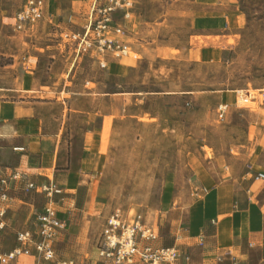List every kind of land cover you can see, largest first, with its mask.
I'll return each mask as SVG.
<instances>
[{
    "label": "rangeland",
    "instance_id": "1",
    "mask_svg": "<svg viewBox=\"0 0 264 264\" xmlns=\"http://www.w3.org/2000/svg\"><path fill=\"white\" fill-rule=\"evenodd\" d=\"M89 1L56 2L55 12L61 4L69 20L61 17L58 23V16L55 20L46 16L23 32L6 26L0 51L1 65L20 64L16 55L23 52V57L39 67L43 83L59 80L60 98L65 103L50 105L48 114L54 121L65 111L60 122L64 121L63 134L79 146L111 111V96L105 95H114V113L103 132L94 175L76 188L70 202L58 205V210L71 212L67 231L55 243L56 254L59 260L75 264H99L100 233L106 218L117 209L125 217L141 214L159 230L165 244L181 242L187 228L182 220L197 201L190 194L188 175V162L194 156L217 157L226 178L240 176L245 170L264 172V146L253 151V140L240 125V120L249 122L253 114L264 118V0H218L224 3L217 6L221 13L235 8L243 12L247 27L229 40L223 60L214 51L211 61L205 63L175 49L189 37L184 27H176L166 15L175 0H135V16L122 38L129 43L131 55L114 60L117 64L110 72L90 56H76L59 37L61 30L69 28L61 21L72 25L84 20L81 16ZM193 41L201 44L203 39ZM210 41L215 50L226 46L218 38ZM46 91L50 98L55 97L56 91ZM224 92H236L240 100L220 120L217 108ZM242 98L248 99L244 105ZM258 126L264 129V119ZM46 175L53 177L52 171ZM255 190L260 192L257 200L264 199V182H256ZM18 198L16 231L31 228L45 203L35 193L21 192ZM0 244L7 250L15 248L14 232ZM23 264L31 262L25 259Z\"/></svg>",
    "mask_w": 264,
    "mask_h": 264
},
{
    "label": "crops",
    "instance_id": "2",
    "mask_svg": "<svg viewBox=\"0 0 264 264\" xmlns=\"http://www.w3.org/2000/svg\"><path fill=\"white\" fill-rule=\"evenodd\" d=\"M58 1L45 0L44 18L52 15L55 20L54 17L58 16V23L61 17L62 21L70 18V15L65 18L66 11L61 4L57 13L55 12ZM25 2L26 0H0V51L3 30L7 26L17 31L15 15ZM93 2L94 0H90L87 11L84 9L81 16L84 20L72 25L61 21V25L64 28L65 25L69 26L66 29L81 30ZM134 3L136 8L135 0ZM223 4L218 0L173 1V9L166 15H169L170 21L177 23L176 27H184L182 30L189 35L185 45L175 46L180 55L192 54L195 61L205 63L211 61L215 51L223 60L229 49V40L241 35L247 27L243 12L235 8L228 13H221L217 6ZM184 7H187L186 11L180 10ZM164 22L165 20L160 24ZM129 23L131 20L127 29L131 27ZM194 38H201L203 42H194ZM210 38H218L226 46L220 51L215 50ZM23 54L16 55L20 64L17 61L9 65L0 64V166L25 172L37 183L46 181V172L52 171L55 182L64 191L66 205L65 202L72 198L76 188L85 185V179L94 175L103 132L114 113V95H105L111 96L112 105L109 114L103 116L101 127L89 130L81 146L77 142H70L63 134L64 121L60 125L65 111L62 110L61 118L54 121L48 114L47 107L50 105L65 103L60 98L59 80L51 84L43 83L37 73V64L30 63ZM116 64L114 60L109 61L106 70L110 72ZM123 70H127L129 74V67L124 65ZM46 89L56 91L53 92L55 97L50 98ZM237 93H222L220 104L229 107L236 105ZM263 119L262 116L253 114L249 122L240 120V125L246 128L245 131L253 140V151L264 146V129L258 126ZM218 162L217 157L207 160L206 157L194 156L189 160L190 194L197 201L191 204L182 220L187 228L182 231L181 242L176 240L171 245L165 242L159 244L176 246L184 256L183 264H264V199L257 200L260 192L255 190L253 174L245 170L240 176L226 178L225 170L220 168ZM16 206L17 203L14 212L18 217ZM69 206L72 207L70 204ZM70 212L71 210H60L66 216ZM34 226L35 221L29 229ZM13 231L16 232L14 229ZM3 239L4 236H0L1 242ZM185 256L189 257L188 261ZM29 261L33 264L34 258H29Z\"/></svg>",
    "mask_w": 264,
    "mask_h": 264
},
{
    "label": "built area",
    "instance_id": "3",
    "mask_svg": "<svg viewBox=\"0 0 264 264\" xmlns=\"http://www.w3.org/2000/svg\"><path fill=\"white\" fill-rule=\"evenodd\" d=\"M134 0H94L81 30H61L60 40L76 56H90L105 70L111 60L130 57L129 43L124 39L127 24L133 18ZM46 13L45 0H26L15 15V29H33ZM248 97V96H247ZM248 99H242L247 103ZM239 98L236 106H238ZM228 105L220 104L218 117L224 120ZM253 180L264 182V172H255ZM35 193L44 198L41 212L36 214L33 229L17 230L14 206L19 193ZM64 191L53 177L37 183L20 170L0 166V236L14 232L17 246L7 250L0 244V264H23L34 258L33 264H75L73 260H59L55 243L67 231L69 219H60L58 205L64 202ZM97 243L99 264H183L182 253L176 246L163 242L158 229L147 224L139 214L127 217L119 209L105 220ZM1 242V241H0ZM188 261L189 257L185 256Z\"/></svg>",
    "mask_w": 264,
    "mask_h": 264
},
{
    "label": "trees",
    "instance_id": "4",
    "mask_svg": "<svg viewBox=\"0 0 264 264\" xmlns=\"http://www.w3.org/2000/svg\"><path fill=\"white\" fill-rule=\"evenodd\" d=\"M58 217L60 218V219H67L68 220V216H66V215H64V214H62V213H59L58 214Z\"/></svg>",
    "mask_w": 264,
    "mask_h": 264
},
{
    "label": "bare ground",
    "instance_id": "5",
    "mask_svg": "<svg viewBox=\"0 0 264 264\" xmlns=\"http://www.w3.org/2000/svg\"><path fill=\"white\" fill-rule=\"evenodd\" d=\"M241 93H243V92H241ZM244 94V93H243ZM250 94V93H249ZM251 95V94H250ZM250 96H248V98H249ZM243 99V98H242ZM246 99V98H245ZM240 100V99H239ZM251 100V99H250ZM243 105H244V103H243ZM248 105V104H247ZM244 107V106H243Z\"/></svg>",
    "mask_w": 264,
    "mask_h": 264
}]
</instances>
